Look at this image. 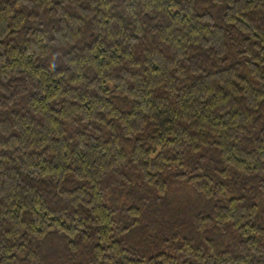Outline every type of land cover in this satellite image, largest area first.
I'll return each mask as SVG.
<instances>
[{
  "label": "trees",
  "instance_id": "16d2710c",
  "mask_svg": "<svg viewBox=\"0 0 264 264\" xmlns=\"http://www.w3.org/2000/svg\"><path fill=\"white\" fill-rule=\"evenodd\" d=\"M0 264H264V0H0Z\"/></svg>",
  "mask_w": 264,
  "mask_h": 264
}]
</instances>
